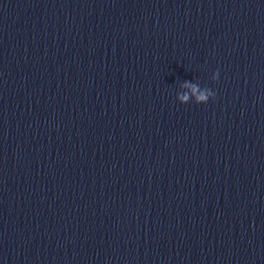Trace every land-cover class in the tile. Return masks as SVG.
<instances>
[{
    "label": "clouds",
    "instance_id": "obj_1",
    "mask_svg": "<svg viewBox=\"0 0 264 264\" xmlns=\"http://www.w3.org/2000/svg\"><path fill=\"white\" fill-rule=\"evenodd\" d=\"M185 86L186 87L188 86L187 83L185 84ZM195 91H197V89L195 87H193V92H195ZM214 95H215L214 93H212L211 91L206 89V90L202 91L199 96H197V98H196L197 99V103L198 104H206L207 101H208V97L209 96H214ZM180 99H181V101L183 103H187L188 96L184 95V96L180 97Z\"/></svg>",
    "mask_w": 264,
    "mask_h": 264
}]
</instances>
